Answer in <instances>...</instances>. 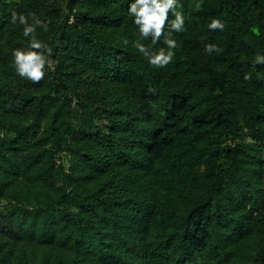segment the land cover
Segmentation results:
<instances>
[{
    "label": "trees",
    "instance_id": "1",
    "mask_svg": "<svg viewBox=\"0 0 264 264\" xmlns=\"http://www.w3.org/2000/svg\"><path fill=\"white\" fill-rule=\"evenodd\" d=\"M133 2L0 0V264H264V0H177L155 44Z\"/></svg>",
    "mask_w": 264,
    "mask_h": 264
},
{
    "label": "clouds",
    "instance_id": "2",
    "mask_svg": "<svg viewBox=\"0 0 264 264\" xmlns=\"http://www.w3.org/2000/svg\"><path fill=\"white\" fill-rule=\"evenodd\" d=\"M177 0H135L129 5V15L134 17V23L138 26L142 37L152 35V43L155 44L161 36L162 30L167 22L169 10L175 14V19L171 22V27L177 31H183V15L177 10ZM32 22L29 23V17L23 13L13 12L11 15V23H19L23 25V36L30 38L29 47L27 49H14L12 55L14 57V67L16 73L33 83H39L45 76V64L51 67L49 57L52 55V49L45 43L36 38L37 27L48 30V23L40 20L35 13L30 14ZM211 28L223 29L224 25L217 19H213L209 24ZM169 46V52L164 53L163 49L154 55L149 52L144 44L136 41L134 46L144 56L148 57V61L155 67H166L172 59V49L176 47V42L172 39L165 38ZM127 43V41H125ZM209 51L215 46H206ZM35 49H45L44 52L35 51ZM257 59H260L257 57ZM248 76H245L247 79Z\"/></svg>",
    "mask_w": 264,
    "mask_h": 264
}]
</instances>
